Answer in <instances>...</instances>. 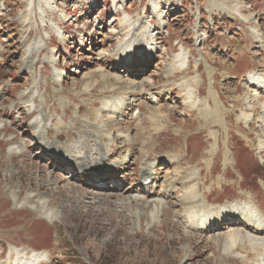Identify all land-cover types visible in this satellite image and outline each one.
Returning <instances> with one entry per match:
<instances>
[{"label":"rangeland","instance_id":"rangeland-1","mask_svg":"<svg viewBox=\"0 0 264 264\" xmlns=\"http://www.w3.org/2000/svg\"><path fill=\"white\" fill-rule=\"evenodd\" d=\"M222 3L0 0V264H264V233L222 222L240 200L264 223L246 205L264 213V126L247 109L264 106V0ZM211 87L221 124L203 119ZM145 161L159 174L142 184ZM177 167L208 209L187 212L178 183L160 195Z\"/></svg>","mask_w":264,"mask_h":264},{"label":"bare ground","instance_id":"bare-ground-1","mask_svg":"<svg viewBox=\"0 0 264 264\" xmlns=\"http://www.w3.org/2000/svg\"><path fill=\"white\" fill-rule=\"evenodd\" d=\"M210 2L211 3H213L214 5H218V6H216V7H214L215 9H219V10H221V11H223V12H226V9L224 8V6H223V3H222V0H210ZM220 2V3H219ZM210 6V5H209ZM212 10V7L210 8V11ZM209 11V12H210ZM141 42V41H140ZM140 52V51H139ZM178 56V55H177ZM129 58H133V55H129ZM27 59V58H26ZM183 59H178V61L179 62H181V66H175L174 67V72H178V71H183V68H184V65L183 64H185V61H184V63H183V61H182ZM27 63H29V65H33V61H28ZM186 70V69H185ZM172 71V70H171ZM168 72H170V71H168ZM186 75V74H185ZM172 76V75H171ZM183 80V79H182ZM198 85V84H197ZM248 85H249V87H257L258 89L260 88L261 89V87H259L257 84H254V83H248ZM181 87H182V89H185L187 86H189V82L188 81H183V83L180 85ZM195 87H197V86H195ZM258 89H256L255 90V94L253 95V97H255V98H258V97H261V95H259L260 93L261 94H263V92H259V90ZM261 91V90H260ZM197 92V91H196ZM214 91L212 90V87H211V89H209L208 90V94H207V96L205 97L206 99H207V101H208V99H212V101H213V103L211 102V100H209V104H210V111L209 110H205L206 111V113H207V115H205V116H203V119H206V118H210L211 117V120H209V123L207 122V124H221V121L223 120V113H224V107L222 106V104H221V102H219V101H217L216 99H215V95H214ZM195 95H196V93H195ZM24 98V94H22L21 95V99H23ZM260 99H264V94H263V96L260 98ZM204 100V99H203ZM261 101H259L258 103H254L253 105H252V107H249V108H247L248 110H255L256 112V114H259V115H262V120H261V123H263L262 124V127L264 126V106H262V105H260L259 103H260ZM211 103H212V105H211ZM128 104H130V103H126V104H124L125 105V108L124 109H127V107H128ZM258 111V112H257ZM227 112V111H226ZM209 116V117H208ZM256 116V115H255ZM113 118H115V117H113ZM253 118H254V116H253ZM260 118V117H259ZM254 120V119H253ZM246 121V120H245ZM248 121V120H247ZM246 121V122H247ZM252 123V122H251ZM260 124V123H259ZM211 127V126H210ZM97 131V130H96ZM105 131V130H104ZM96 135H103V137H102V140H103V138H104V134H103V132L102 131H98L97 133H96ZM264 135V134H263ZM229 138V137H228ZM96 143H97V138H96ZM99 143V142H98ZM105 147V146H104ZM263 148V150H264V147H262ZM111 149H114V146H112L111 147ZM176 151V150H175ZM175 151H172V152H175ZM115 151H113V152H111L112 154H115L114 153ZM179 152L181 153L182 151H181V149L179 150ZM179 152H177V153H174L173 154V156L172 157H178V155L180 154ZM210 153H212V152H214L213 151V147H212V149H210V151H209ZM226 153H225V160H224V165H228L229 164V162H230V158L229 157H227V155H228V151H225ZM168 153H170V152H168ZM108 156H110V151L109 150H105L103 153H100V157L101 158H99V160H97V162L96 163H94V165L91 167V170H93L95 173H102V171L103 170H105V169H107V168H109L110 166H113L112 164H110V165H106V164H103L106 160H108ZM181 156V155H180ZM229 156V155H228ZM122 160H123V162H120V160H117V159H115V160H113L112 161V163L114 164V167L116 168H119V165L121 164V163H123L124 164V167L125 168H127V166H126V158H123L122 157ZM179 162V161H178ZM80 167H86V166H88L89 164H87V161H81L80 163ZM179 164V163H178ZM178 164H177V166H178ZM116 168V169H117ZM154 166H153V164L151 163V162H144L143 164H142V166H141V171H140V177H141V182H142V184H144L145 182H147V181H149V180H152V181H156V179H157V175L159 174L157 171H154ZM162 169V168H161ZM160 169V170H161ZM176 172L178 173L177 175H178V179H175V180H173V181H170L171 183L170 184H166V185H164V183H165V181L163 182V183H161L160 185L158 184V186H160V192H161V194L160 195H163L166 191H168V189H166L165 187H167V186H172L171 187V190L172 191H174L175 192V190H177L176 189V187L174 186L173 187V185L172 184H174V185H176L177 183L178 184H180L181 185V187H180V189H179V191H182L183 193H184V195H182L181 197H180V203L184 206V208H185V210L187 211V212H189V211H193L194 209L196 210V208H198V207H204V208H206V209H208L210 206H209V204L207 203V202H205V200H204V202L203 203H201L200 202V199H196L197 198V196H192L191 195V193L188 191V189L186 188L187 186V184H189V183H193L195 180H196V178H195V174H192L191 173V175H188V174H183V172H184V170L182 171V168L181 167H177L176 169ZM155 176V177H154ZM195 184H199V183H194V185ZM163 185H164V187H163ZM177 186V185H176ZM184 186H186V187H184ZM147 188H148V185H147ZM186 190V191H185ZM181 192V193H182ZM39 194H35V195H28L24 200H25V202L27 203V204H34V200L36 199V198H38L37 199V203L39 204V206H37V207H34V209L38 212V214H42V215H46L48 212L47 211H45L44 209H45V204H44V202L42 201V203H40V200H43V198L41 199V197L42 196H40ZM157 203L158 204H160L161 202L160 201H157ZM234 203H236V205H238L236 208H231L230 206H227L228 208L226 209V210H228L229 212L228 213H231V215L229 214V216L227 217H225L224 218V220L222 221L223 223H226V224H231V223H233V221H234V223L233 224H235L237 221V224H240V225H244V227L246 226V227H248V228H250V230H252V231H254V233H264V223H260V222H258L257 220H255V219H253L250 215H251V213H252V211L248 208V207H243L242 206V202L240 201V200H236ZM37 204V205H38ZM208 204V205H207ZM246 205L247 206H250V205H252V206H254V207H256V211L257 212H259V213H261V215H264V213H262V211H261V209L256 205V203L254 202V200H253V198L252 197H250L249 196V198H248V200L246 201ZM199 209V208H198ZM204 210V209H203ZM198 211V210H197ZM198 213V212H197ZM220 221H218V222H213V226L214 227H210L209 225H203V226H199V228L200 229H203V230H207V229H215L217 226H220ZM224 228H226V226L224 227ZM248 234V233H247ZM243 235V234H242ZM234 236V235H233ZM237 236V235H236ZM238 237V236H237ZM245 237V236H244ZM248 237V236H247ZM228 241V240H227ZM249 244V243H248ZM252 245V244H251Z\"/></svg>","mask_w":264,"mask_h":264}]
</instances>
